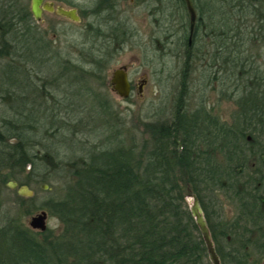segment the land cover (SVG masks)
<instances>
[{"label":"trees","instance_id":"trees-1","mask_svg":"<svg viewBox=\"0 0 264 264\" xmlns=\"http://www.w3.org/2000/svg\"><path fill=\"white\" fill-rule=\"evenodd\" d=\"M113 1L101 3L113 8ZM152 1L155 12L160 8L153 17L163 20L165 43L174 38L172 26L188 28L185 0ZM194 3L201 31L210 34L218 52L222 88L232 89L228 97L235 95L231 122L205 105L189 108L188 56L172 118L150 122L141 148L134 143L94 146L63 161L70 178L43 203L61 227L38 231L22 220L32 212L34 198L17 194L26 210L12 213L4 189L10 180H19V186L35 180L37 166L54 157L45 140L77 135L83 116L66 95L52 91L54 101L29 103L12 90L19 91L24 81L51 83L58 91L90 90L85 80L105 83L111 45L121 43L124 34L100 37L108 42L98 44L96 37L108 22L99 27L89 21L78 55L64 57L54 48L55 39L42 43L21 0H0V81L5 82L3 96L10 97L0 119V264H212L186 204L190 192L201 201L221 264L263 263L264 66L255 55L264 50V2ZM106 7L91 9L100 16ZM49 64L60 71L47 73ZM98 96L100 108L108 112L110 102ZM223 198L233 204V216L224 213Z\"/></svg>","mask_w":264,"mask_h":264},{"label":"rangeland","instance_id":"rangeland-1","mask_svg":"<svg viewBox=\"0 0 264 264\" xmlns=\"http://www.w3.org/2000/svg\"><path fill=\"white\" fill-rule=\"evenodd\" d=\"M21 1L27 8L30 7L31 0ZM74 1L86 10V16H84L81 23L85 25L87 21H93L94 18L89 15L93 0ZM60 3L69 6L66 2ZM151 3H153L152 0H121L118 9L121 11L122 18L126 19V22L131 25L132 36L130 40L122 43L123 47L117 49L113 59L108 63L104 75L105 83L95 82L94 80L86 82L85 80L86 87H90V90L84 88V86L79 90H75V88L71 90L69 88H63L59 91L53 90L61 98L66 95L67 100L77 106V111L81 110L84 125L80 126L77 135L70 134L64 138L45 140L47 144L52 145L54 151V155H52L54 157L51 160L49 159L46 164H39L34 172L36 179L32 180L30 184H25L34 192L33 196H24L34 198L31 202L34 204L31 209L32 212L30 214L25 213L22 217L24 223L29 227H31L29 222L32 216L37 215L42 210H47L43 207V203L50 197H55L61 187L68 182L69 174L66 169L65 171L61 167L63 161L77 158L94 146L106 148L107 146L114 147L134 143L141 148L144 141L149 138L148 128L150 122L172 118L175 96L181 78L182 60L175 56L176 54L168 51L163 52L157 50L156 46H152V41L150 42L149 38L157 24L150 14ZM44 21L45 25H49L48 27L51 29L48 39H55L53 46L64 57L68 55L75 57L79 52L80 42L88 39L86 32L81 38L82 24L73 23L55 14H45ZM170 46L172 47V44ZM256 51H254V54L257 53ZM261 53L262 56L258 57L257 54L255 56L258 64L264 66L263 49ZM2 63H4V60L0 62V74L3 67ZM122 65L128 66L133 81V90L127 98H121L111 89L109 84L113 70ZM59 68V65L49 64L46 70L49 69L47 73L50 72L51 75H56L60 71ZM144 78L147 79V82L142 84L141 80ZM194 80L195 83H193ZM208 80L201 74L193 76V81H190L189 84L191 86V93L188 98L189 108L194 109L199 105H205L224 121L231 122L232 114L237 109L235 95L228 97L232 89L222 88L221 77H213L210 82ZM221 89L224 90L225 95L221 93ZM66 92L68 94H65ZM80 92L82 93L80 94ZM98 94L103 96L101 98L110 102L111 106L108 112L111 114L100 108ZM62 101L65 100L62 99ZM6 112V105L0 104V119ZM44 153L42 152V154ZM29 169L30 166L27 167V170ZM25 179L23 177V180ZM44 184L47 185V188L43 187ZM16 191L7 186L2 197L7 200L12 213L19 211L18 213L23 214L26 207L22 209L19 205L17 196L19 193ZM185 195L186 204L190 207L193 199L189 196V193H185ZM223 208L225 214L233 216L236 213L228 198H223ZM47 223L48 228L50 227L55 231H58L61 227L60 222L50 214ZM261 264H264V261Z\"/></svg>","mask_w":264,"mask_h":264},{"label":"flooded vegetation","instance_id":"flooded-vegetation-1","mask_svg":"<svg viewBox=\"0 0 264 264\" xmlns=\"http://www.w3.org/2000/svg\"><path fill=\"white\" fill-rule=\"evenodd\" d=\"M43 2H49L52 3L53 6L55 7L54 11H49L46 9H43V13H42V17L40 20L36 19V17L34 16L31 6H32V0H31V4L30 7L28 8L30 10L31 16H32V24H33V29L37 31L36 34H38V36L41 37V41L42 43H44L45 40L48 39V36L51 34L49 29V25H45V21H44V16L45 14H55L58 15L59 17L66 19L68 21H71L73 23H77V24H82V19L84 18V16H86V10L84 8H82L78 3H76L74 0H72V2L67 1V0H43ZM60 2H66L67 4H69V6H65L63 4H61ZM194 2V0H193ZM94 4V5H93ZM121 4V0H114L113 1V8H109L106 7L104 4L101 3V0H93L92 2V6L95 7V9L97 8H101V7H106L104 9V12L102 15L97 16L96 13L94 11H92V9H89V15H92V18H94V22H96L97 26L100 27V24H102V26H104V22H108L107 27H104L102 30L103 32H99L97 37L95 36V32H94V36L96 37V39L98 40V44H100L101 42L103 44H105L104 42H108V37L109 39L111 38L112 35H114L115 33H118L119 36H121L122 34H124L123 36V41H121V43L117 44V45H111L110 48V56L111 60L114 57V53L116 52V49H120L123 47L122 43H125L126 40H130L132 34H131V25H129L126 21V19H123L121 16V11L118 9L119 5ZM159 4V3H157ZM186 4V2H185ZM152 5V3H151ZM62 6L64 8L67 9H72L75 8L77 9V14L80 16V21H74L68 17L62 16L60 14L57 13V7ZM195 6V3H194ZM153 5L151 6V10H150V14L153 17L154 14L158 13L160 11V8H158L156 6L157 11H154V8H152ZM186 8H187V4H186ZM196 8V19L194 22V25L192 26L191 23V17L187 8V12H188V28L186 29V26L183 24H176L174 26H172V30L174 31L173 35L174 38L173 40L166 42L165 43V39L163 37V20L161 17H158V15H155L154 20L156 22V28L155 30H153L150 35V42L152 41V46H156L155 48L157 50L160 51H168L169 53H173L176 54L175 56H177L178 58H181L182 60V64H181V74L182 71L185 67V61L189 56L190 59V63H189V76H188V88L189 90L191 89L190 87V83L193 81V76L195 74H201L203 75L208 82L211 81V79L214 78H219L221 77V79H223L222 75L220 74L221 69H217L216 66H218V61L216 58V53H218L216 50H213L212 44L214 41L211 40L210 38V34H207L206 31H201L203 29L202 25H200V16H199V11ZM94 12V13H93ZM97 20V21H96ZM89 21H87V23L83 25V30L81 29V38L83 37L84 31L86 29V26L88 24ZM118 24H117V23ZM99 29V28H98ZM182 30V33L180 32ZM22 33H16L18 38H21ZM80 34V35H81ZM107 37L103 40H99L100 37ZM33 39V37L31 38V40ZM52 39V38H51ZM83 41V40H82ZM82 41L80 42V44H82ZM111 41V40H110ZM111 43V42H110ZM172 44V47L170 46ZM110 45V44H107ZM79 52H80V48H79ZM78 55V52H77ZM4 60L2 57H0V62ZM213 63H215V66H213ZM125 68V71L128 74V78L130 80L131 83V92L133 90V81L130 77L129 74V68L127 65H122L119 66L117 68H115L112 72L111 78H110V87L113 90L112 84H111V79L113 77L114 71L119 69V68ZM220 67V66H219ZM220 76H219V75ZM213 76V77H211ZM191 81V82H190ZM142 84L147 82V79L144 78L141 80ZM193 83H195V80L193 81ZM5 82L0 81V104H4L7 100H9V96L4 97V93L3 91L5 90L4 88ZM22 87L20 88L19 91L17 90H12V92H15L16 95L20 98H24L25 102H32L34 100L38 99H42V101H49L52 102L54 101V99L51 96V93L53 90L52 89V85L51 83L47 84L45 87V84L43 82V85L41 82H36V81H24L22 82ZM42 86V87H41ZM77 90V88H76ZM115 93L116 91L113 90ZM191 91V90H190ZM82 92H80L81 94ZM191 93V92H190ZM222 93V91H221ZM117 94V93H116ZM131 95V93H130ZM123 98V97H121ZM200 106V105H199ZM198 107V106H197ZM196 108V107H195ZM17 181V180H16Z\"/></svg>","mask_w":264,"mask_h":264},{"label":"water","instance_id":"water-1","mask_svg":"<svg viewBox=\"0 0 264 264\" xmlns=\"http://www.w3.org/2000/svg\"><path fill=\"white\" fill-rule=\"evenodd\" d=\"M185 2L187 4V8L191 17V23L193 26L197 15L196 8L194 6L193 0H185ZM31 9L36 19L40 20L42 17L43 9L54 11L55 7L52 3L43 2V0H32ZM57 13L62 16L68 17L74 21H80V16L77 14V9L75 8L67 9L62 6H59L57 7ZM111 84L113 90H115L120 97L127 98L130 96L131 83L124 67L114 71L113 77L111 79ZM8 186L17 190L18 193L22 196H33L34 194V192L28 186H19V183L16 180H10L8 182ZM43 187L47 188V185L44 184ZM189 196L193 199V203L191 205L190 210L205 240V244L209 253V258L212 264H221V259L216 250L215 243L213 241L212 234L207 219L205 217L201 201L198 195L194 192H190ZM48 216V211L42 210L37 215L32 216L29 224L32 229L46 231L48 228Z\"/></svg>","mask_w":264,"mask_h":264},{"label":"bare ground","instance_id":"bare-ground-1","mask_svg":"<svg viewBox=\"0 0 264 264\" xmlns=\"http://www.w3.org/2000/svg\"><path fill=\"white\" fill-rule=\"evenodd\" d=\"M263 2H264V0H262ZM213 66H215V63H213ZM216 68L217 69H219V65L218 66H216ZM162 121H165V120H162ZM190 208H191V206H190ZM204 210V209H203ZM205 213V212H204ZM206 217V216H205ZM196 221V220H195ZM208 222V221H207ZM198 225V224H197ZM199 227V226H198ZM200 229V228H199ZM201 232V231H200ZM202 234V233H201Z\"/></svg>","mask_w":264,"mask_h":264}]
</instances>
